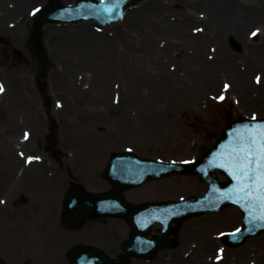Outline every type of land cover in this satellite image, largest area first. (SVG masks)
<instances>
[{
    "label": "rangeland",
    "instance_id": "1",
    "mask_svg": "<svg viewBox=\"0 0 264 264\" xmlns=\"http://www.w3.org/2000/svg\"><path fill=\"white\" fill-rule=\"evenodd\" d=\"M142 1L138 0L124 16L127 17ZM49 3L50 0L41 5L24 3L27 11L22 13L41 29L67 26L45 25L36 20V13ZM62 3L66 6L75 4L73 0H62ZM173 10L177 12L180 7ZM2 13L0 8V15ZM122 21L104 29L98 28L95 22L83 23L90 24L91 30L96 33L111 32L115 27H123L130 32V27L136 25V21L131 19L127 23L129 28H125ZM25 37L18 40L12 33L0 34V243L5 246L0 247V264H51L47 257H41L39 245H43L48 255L50 251H55L58 255L56 262L60 260L59 264H67L59 257L76 245L65 244L67 238L96 236L95 231L99 235L107 231L113 239L128 237L129 226L118 219L90 218L82 231L68 230L62 224V199L73 182L90 193L110 189L105 172L112 154L130 152L144 159L165 163L196 162L214 145L229 122L241 118L264 119V110L254 108L256 103L253 107L245 106L238 91L227 92L226 88L230 89L232 85L222 88V82L214 89L210 83L203 84L198 77L188 76L187 71L180 70L176 61L164 58L162 61L150 59L148 64L152 67L160 65L161 75L162 66H165L166 72L175 69L185 92L180 88L173 91L156 82V87L168 89L165 95H149L142 90V95L137 96L129 106L120 95L116 99L82 100L80 104H77L78 100L67 97L44 99L38 95L41 81L48 78L56 65L48 58L49 72L46 75L36 72L32 45L37 43L43 48L42 37L37 31L29 32ZM222 43L240 55L241 45L235 40L227 38ZM207 53L203 55L209 60ZM260 59L264 65V54ZM179 60L185 61V57ZM198 62L201 64L199 59ZM92 63L95 64L94 61ZM88 69L83 70L85 74L82 71L87 80L91 79ZM262 72L260 75L264 80V69ZM18 73H22L26 82L22 89L25 95L21 96L23 98H2L5 90L12 94L19 89L11 82ZM34 92L37 96L33 95ZM91 105H94V112L100 111V118H93L89 109ZM261 108L264 109V103ZM130 111L131 118L128 117ZM80 115L86 118L81 120ZM67 125L73 130V139L64 131ZM81 125H85L86 132H91L93 136L84 135ZM108 132H115L113 134L118 139L108 140L102 136ZM97 133L101 135L99 138L94 137ZM11 151L12 157L9 155ZM43 160L44 166L38 169V161ZM48 189L52 206L43 204L38 195ZM206 192L207 186L197 177L174 176L128 190L124 197L137 205L200 198ZM53 200L57 206L60 204L57 210ZM206 218L214 220L202 228L198 223ZM242 225V214L235 207L218 214L192 217L179 230L178 247L162 251L150 261L154 264H186L190 258L192 264L262 262L260 241L264 239V234L249 239L244 246L235 249L226 248L223 244V236L241 229ZM154 230L157 231L158 226ZM207 232L214 233V245L203 244L201 235ZM47 242L51 243L46 247ZM134 262L137 261L132 264Z\"/></svg>",
    "mask_w": 264,
    "mask_h": 264
},
{
    "label": "bare ground",
    "instance_id": "2",
    "mask_svg": "<svg viewBox=\"0 0 264 264\" xmlns=\"http://www.w3.org/2000/svg\"><path fill=\"white\" fill-rule=\"evenodd\" d=\"M45 1L0 0V8L3 10L0 15V34L12 33L18 40H22L29 32H39L46 55L56 65L48 78L41 81L42 88L38 95L44 99L67 97L78 100L77 104H80L82 100H106L112 97L116 99L120 95L121 99L126 100V106H129L137 96L142 95V90H146L149 95H165L168 86L173 91L180 88L185 92V88L180 86L182 79L175 69L171 67V71L168 69L166 72L165 66H162L161 75L160 65L155 64L156 66L152 67L148 64L150 59L162 61L164 58L176 61L180 70L187 71L188 76L198 77L201 83H210L214 89L222 82V88L232 85L230 89L225 87L227 92L238 91L245 106L253 107L256 103L254 108L264 110L261 108L264 103V80L260 75L264 69L260 59L264 54V0H143L127 17L124 16L125 19L123 18L121 23L125 28H129L127 23L131 19L135 20L136 25L130 27L132 31L115 27L113 31L103 33L92 31L88 23H78L75 26L62 24L67 26L59 28H38L32 19L28 20L22 13L27 11L24 3L41 5ZM175 7H180V10L175 12ZM227 38L241 45L240 55L231 51L226 44L223 45L222 41ZM204 51L208 52L209 60L204 58ZM184 57L185 61L179 60ZM87 68L91 76L89 80L86 75L82 76V71ZM21 75L22 73H18L11 79V85L19 89L12 94L5 90L2 98H23L21 96L25 94L22 89L26 82ZM156 82L158 85L163 83L166 87H156ZM33 95L37 96L36 93ZM89 109L93 118L102 116L100 111H93L94 105ZM129 113L128 117L131 118L132 111ZM81 115V120L86 118ZM80 128L84 130V135L93 136L91 132H86L85 125ZM64 131L73 139V130L69 125L65 126ZM113 133L108 132L102 136L113 140L117 138ZM100 136L97 133L94 137ZM9 155L12 157V151ZM38 162L40 163L36 167L41 169L44 160ZM38 195L41 196L43 204L52 206L49 189ZM54 204L56 205V202L53 200ZM213 220L206 218L199 221L198 225L203 228ZM106 232L102 231L99 235L98 231H95L96 236L70 237L64 242L68 245L103 242L105 251L113 255L112 252L115 254L118 251L117 246L113 237ZM213 236V232L202 234L203 244L214 245ZM46 240L48 241L47 238ZM49 243L51 242L46 243L47 246ZM260 243L263 260L254 264H264V239H261ZM0 247L5 246L0 243ZM49 255L52 258L57 257L53 251H50ZM195 259L198 261L197 254ZM188 261L192 264L190 258ZM189 262L186 264H190ZM249 264L252 263L249 261Z\"/></svg>",
    "mask_w": 264,
    "mask_h": 264
},
{
    "label": "water",
    "instance_id": "3",
    "mask_svg": "<svg viewBox=\"0 0 264 264\" xmlns=\"http://www.w3.org/2000/svg\"><path fill=\"white\" fill-rule=\"evenodd\" d=\"M51 1V6L37 15V19L41 23H78L79 21L95 20L99 27L105 28L119 22L126 8L138 0H103L97 3L91 0H76V7H65L61 4V0ZM36 63L37 69L39 67L43 73L49 70L43 54L37 53ZM257 123L264 124V122L252 121L232 123L219 144L195 165H166L160 162L139 160L129 155L114 156L107 177L118 191L112 194L90 195L79 188H75L65 200L66 224L70 228L78 229L81 228L84 219L88 216L121 217L134 227L132 238L135 241L132 242L131 251L136 252L142 249V252L147 253L148 249L157 253L162 249L174 246L175 243L171 236L177 234V229L172 227V223L180 225L190 217L207 212H218L229 204L238 205L240 204L238 201L243 202L242 204L247 211L260 212L259 208H251L248 203L234 193V189L237 188V180L230 174L232 172L229 163L230 157L228 158L223 147L231 134L238 130H250ZM220 165H224V167H220ZM217 170H222L227 176L229 179L227 185H223L217 180ZM175 174L200 177L209 187L206 197L202 199L191 198L179 203L133 207L126 204L120 195L121 191L140 186L147 180L161 179ZM243 213L246 216L244 211ZM251 217V215L245 217V225L242 231L226 237L227 245L230 247L241 246L249 237L264 232V222L260 226L255 225L250 220ZM154 224H162V229L154 239L148 240L147 237ZM140 242L149 245L148 248L143 247ZM128 255L133 254L128 251ZM69 258L72 264H112L99 250L91 248L73 250Z\"/></svg>",
    "mask_w": 264,
    "mask_h": 264
},
{
    "label": "snow or ice",
    "instance_id": "4",
    "mask_svg": "<svg viewBox=\"0 0 264 264\" xmlns=\"http://www.w3.org/2000/svg\"><path fill=\"white\" fill-rule=\"evenodd\" d=\"M229 163L230 174L237 180L234 193L251 208H259L258 219L264 220V127L248 133L238 143Z\"/></svg>",
    "mask_w": 264,
    "mask_h": 264
}]
</instances>
